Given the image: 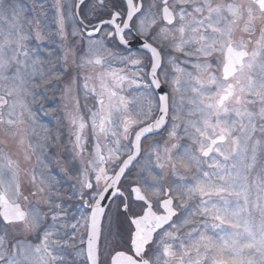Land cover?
I'll return each mask as SVG.
<instances>
[{
  "label": "snow or ice",
  "instance_id": "1",
  "mask_svg": "<svg viewBox=\"0 0 264 264\" xmlns=\"http://www.w3.org/2000/svg\"><path fill=\"white\" fill-rule=\"evenodd\" d=\"M0 264H264V0H0Z\"/></svg>",
  "mask_w": 264,
  "mask_h": 264
},
{
  "label": "flooded vegetation",
  "instance_id": "2",
  "mask_svg": "<svg viewBox=\"0 0 264 264\" xmlns=\"http://www.w3.org/2000/svg\"><path fill=\"white\" fill-rule=\"evenodd\" d=\"M51 126V125H50Z\"/></svg>",
  "mask_w": 264,
  "mask_h": 264
}]
</instances>
